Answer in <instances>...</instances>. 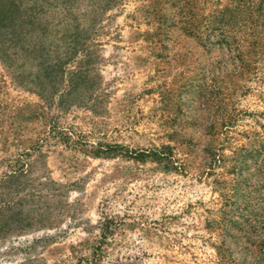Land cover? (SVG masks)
Wrapping results in <instances>:
<instances>
[{
  "label": "rangeland",
  "instance_id": "1",
  "mask_svg": "<svg viewBox=\"0 0 264 264\" xmlns=\"http://www.w3.org/2000/svg\"><path fill=\"white\" fill-rule=\"evenodd\" d=\"M22 1L101 79L61 105L0 61V264H264V0Z\"/></svg>",
  "mask_w": 264,
  "mask_h": 264
},
{
  "label": "trees",
  "instance_id": "2",
  "mask_svg": "<svg viewBox=\"0 0 264 264\" xmlns=\"http://www.w3.org/2000/svg\"><path fill=\"white\" fill-rule=\"evenodd\" d=\"M114 1L108 0L107 7ZM25 5L22 0H0V61L12 71L18 88L46 102L80 105L83 102L79 99L85 95L81 90L94 87V82L101 79L96 70L100 55L90 50L86 42L89 38L80 32L72 14L45 19L39 13L30 12ZM45 23L56 28L55 31L43 26ZM118 150L123 157L137 161L150 157L149 151L137 152L123 146L106 147V152L97 155ZM255 163L253 175L264 184L261 154L255 156Z\"/></svg>",
  "mask_w": 264,
  "mask_h": 264
}]
</instances>
